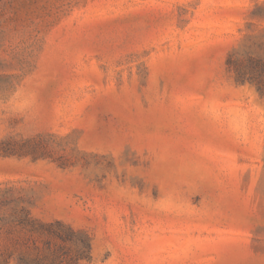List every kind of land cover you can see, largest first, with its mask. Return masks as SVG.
I'll list each match as a JSON object with an SVG mask.
<instances>
[{
    "label": "rangeland",
    "instance_id": "rangeland-1",
    "mask_svg": "<svg viewBox=\"0 0 264 264\" xmlns=\"http://www.w3.org/2000/svg\"><path fill=\"white\" fill-rule=\"evenodd\" d=\"M264 264V0H0V264Z\"/></svg>",
    "mask_w": 264,
    "mask_h": 264
},
{
    "label": "trees",
    "instance_id": "trees-1",
    "mask_svg": "<svg viewBox=\"0 0 264 264\" xmlns=\"http://www.w3.org/2000/svg\"><path fill=\"white\" fill-rule=\"evenodd\" d=\"M87 252H88V246L84 245V247L82 248V251H80V253L74 259H72L69 264H78L77 260L79 258L85 257L87 255Z\"/></svg>",
    "mask_w": 264,
    "mask_h": 264
}]
</instances>
